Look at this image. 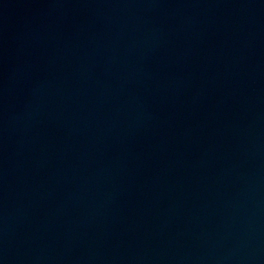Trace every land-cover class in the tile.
Listing matches in <instances>:
<instances>
[{"label":"water","instance_id":"1","mask_svg":"<svg viewBox=\"0 0 264 264\" xmlns=\"http://www.w3.org/2000/svg\"><path fill=\"white\" fill-rule=\"evenodd\" d=\"M217 264H264V0H146Z\"/></svg>","mask_w":264,"mask_h":264}]
</instances>
